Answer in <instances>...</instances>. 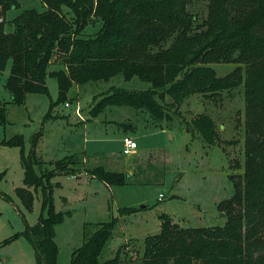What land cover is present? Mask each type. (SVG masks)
Here are the masks:
<instances>
[{
    "label": "trees",
    "instance_id": "1",
    "mask_svg": "<svg viewBox=\"0 0 264 264\" xmlns=\"http://www.w3.org/2000/svg\"><path fill=\"white\" fill-rule=\"evenodd\" d=\"M42 12L22 9L11 20L6 12L18 9V0H0V71L11 59L6 87L14 102L28 93L47 94L45 78L51 64L63 67L50 72L57 80L56 104L66 101L73 84L108 81L121 74L149 82L145 90L117 88L104 99L111 105L146 110L154 119L164 118L158 99L168 95L180 103L192 93L206 97L244 85V172L235 180L233 194L218 205L226 213L222 226L181 227L165 220L158 233L146 237L143 264H262L264 253V0H208L207 16L198 21L188 10L195 0H40ZM101 22L94 36L85 28ZM10 30H5V25ZM243 63L233 79L217 78L209 63ZM90 110L94 116L104 104ZM56 104H52L53 107ZM47 114L46 117H49ZM1 122L4 123L2 117ZM208 144L218 141L211 120L196 121ZM40 133L25 153L22 137L6 143L20 147L24 186L15 188L23 207L30 211L33 194L42 190V209L24 234L30 239L41 264H55L54 226L62 220L53 206L51 178L55 173L74 174L69 160L56 161L54 171L37 173L42 161L35 147ZM107 185L126 184L121 173L101 167L87 170ZM123 207L120 214L135 212ZM115 219L77 248L69 264H98ZM245 239L249 243L245 244Z\"/></svg>",
    "mask_w": 264,
    "mask_h": 264
},
{
    "label": "rangeland",
    "instance_id": "2",
    "mask_svg": "<svg viewBox=\"0 0 264 264\" xmlns=\"http://www.w3.org/2000/svg\"><path fill=\"white\" fill-rule=\"evenodd\" d=\"M18 2L21 7L8 10L7 20L22 9L44 10L40 0ZM207 7L208 0H195L188 10L201 21ZM100 26L96 21L86 27L85 36H94ZM10 29L6 24L5 30ZM207 65L217 78L233 79L238 67L244 78L243 63ZM11 66L7 59L0 71V259L5 264H41L24 231L44 214L42 190L30 188L33 206L27 211L15 193V188L24 186L20 147L6 143L15 135L22 137L26 153L40 133L35 152L42 163L37 173L54 171L56 161H72L69 167L74 174L55 173L51 178L54 210L62 214L54 226L55 264H69L72 253L99 225L113 219L98 264H143L146 237L158 233L167 219L181 227L224 225L226 213L218 205L233 194L229 177L239 180L244 172L243 82L214 97L192 93L180 103H173L168 95L157 98L164 114L157 120L144 109L104 103L117 88H150L149 82L137 77L125 80L117 74L108 81L73 84L66 101L56 104L58 85L50 72L63 66L51 64L45 78L47 94L28 93L22 102H14L6 87ZM102 102L101 111L91 116V108ZM203 117L211 120L217 134L213 144L197 129L196 121ZM125 137L136 141V153H122ZM96 167L123 174L127 183L107 185L86 172ZM123 207L137 210L120 214Z\"/></svg>",
    "mask_w": 264,
    "mask_h": 264
},
{
    "label": "built area",
    "instance_id": "3",
    "mask_svg": "<svg viewBox=\"0 0 264 264\" xmlns=\"http://www.w3.org/2000/svg\"><path fill=\"white\" fill-rule=\"evenodd\" d=\"M75 111H76V114L79 115V107L78 106L76 107ZM136 151H137L136 141L130 137H125L123 139L122 153L125 155H132V154L136 153ZM158 196H159V200H160L162 198V194H160ZM0 264H5V263L0 259Z\"/></svg>",
    "mask_w": 264,
    "mask_h": 264
},
{
    "label": "crops",
    "instance_id": "4",
    "mask_svg": "<svg viewBox=\"0 0 264 264\" xmlns=\"http://www.w3.org/2000/svg\"><path fill=\"white\" fill-rule=\"evenodd\" d=\"M137 152V151H136Z\"/></svg>",
    "mask_w": 264,
    "mask_h": 264
}]
</instances>
